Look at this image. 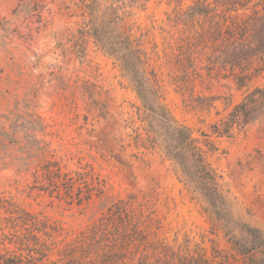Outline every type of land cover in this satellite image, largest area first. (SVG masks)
<instances>
[{"label": "rangeland", "instance_id": "1", "mask_svg": "<svg viewBox=\"0 0 264 264\" xmlns=\"http://www.w3.org/2000/svg\"><path fill=\"white\" fill-rule=\"evenodd\" d=\"M200 1L0 0L1 253L20 254L25 264H82L83 232L111 203L133 195L151 213L145 233L157 255L165 247L172 256L203 255L208 264H245L146 140L141 101L91 33L101 11L119 7V30L141 49L162 102L193 130L242 220L263 228L264 116L231 135L211 128L263 78L238 87L230 66L218 70L206 60L211 50L201 49L198 34L242 10L219 5L212 18H187ZM203 134L217 150L207 149ZM49 170L73 178L83 172L99 190L76 203L82 183L68 197Z\"/></svg>", "mask_w": 264, "mask_h": 264}, {"label": "trees", "instance_id": "2", "mask_svg": "<svg viewBox=\"0 0 264 264\" xmlns=\"http://www.w3.org/2000/svg\"><path fill=\"white\" fill-rule=\"evenodd\" d=\"M219 5L225 12L239 9L242 12L232 19L223 13L221 21L198 34L197 43L201 44V49L211 50V53L205 52L204 57L212 60L218 70L230 66L238 87H247L253 78H263L261 85L247 88L228 114L211 126L213 133L222 136L231 135L233 127L243 128L257 116H264V0H201L189 6L184 15L187 18L200 15L212 18V12ZM118 9L111 4L101 11L91 22V33L97 45L119 65L141 101L146 140L170 162L178 181L193 199L203 204L212 224L228 236L234 250L243 256V262L264 264V227H255L242 220L228 190L223 188L221 174L192 136L193 130L179 123L164 105L155 75L148 70L141 49L133 44L128 34L119 30ZM203 135L207 137L204 142L207 149L217 150L209 136ZM57 171L49 170V179L52 184L62 181L68 197H72L76 180L84 184L78 187L76 203L87 201L91 191L99 190L96 185L86 182L87 175L83 172L73 178L61 177ZM91 179L96 180L92 175ZM150 214L142 211L133 195L111 203L106 213L83 232L87 234L81 239V243H85L81 244L82 264H208L209 258L203 255L172 256L165 247L164 253L157 255L145 233L149 224L144 221L150 220ZM94 243L99 245L95 251ZM0 261L3 264L26 263L16 253L0 252Z\"/></svg>", "mask_w": 264, "mask_h": 264}]
</instances>
